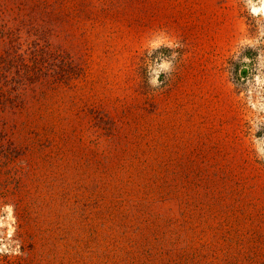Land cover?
Here are the masks:
<instances>
[{"label": "rangeland", "instance_id": "obj_1", "mask_svg": "<svg viewBox=\"0 0 264 264\" xmlns=\"http://www.w3.org/2000/svg\"><path fill=\"white\" fill-rule=\"evenodd\" d=\"M245 21L239 0H0V202L24 253L0 264H264ZM158 38L185 46L153 91Z\"/></svg>", "mask_w": 264, "mask_h": 264}, {"label": "clouds", "instance_id": "obj_2", "mask_svg": "<svg viewBox=\"0 0 264 264\" xmlns=\"http://www.w3.org/2000/svg\"><path fill=\"white\" fill-rule=\"evenodd\" d=\"M239 4L247 17L254 22L255 32L249 31L250 25L245 21V26L240 30V35L233 46L231 59L245 65H253V61L243 53L249 48L257 52L251 74L244 81L237 95L242 100L248 137L253 151L256 153L257 160L264 161V135L260 137L256 135L258 131H264V0H239ZM184 46V43L176 38L166 40L158 38L149 42L142 63L146 69L145 75L149 89L155 91L165 88L176 71V63L181 56L178 50ZM163 48L169 49L170 54L166 55L161 51ZM228 67L226 72L231 81ZM161 75H164L163 81L160 79ZM232 85L236 87L234 83ZM0 213L6 214L0 218L11 219L12 222L11 232L4 233V236L11 240V245H0V256L24 255L21 251L22 243L16 236L15 205L10 202H0Z\"/></svg>", "mask_w": 264, "mask_h": 264}]
</instances>
